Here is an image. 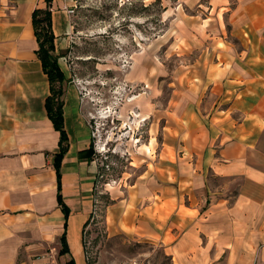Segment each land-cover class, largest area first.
<instances>
[{
  "label": "crops",
  "instance_id": "0c3cea01",
  "mask_svg": "<svg viewBox=\"0 0 264 264\" xmlns=\"http://www.w3.org/2000/svg\"><path fill=\"white\" fill-rule=\"evenodd\" d=\"M199 1L180 3L202 15L188 17L209 42L201 76L165 125L150 179L114 191L105 218L161 247L169 264H264V0ZM45 7L63 77L58 176L59 132L45 109L49 82L31 25ZM70 7L0 0V264H40L43 253L86 264L99 175L83 94L64 64ZM152 142L138 151L149 154Z\"/></svg>",
  "mask_w": 264,
  "mask_h": 264
},
{
  "label": "rangeland",
  "instance_id": "374dc122",
  "mask_svg": "<svg viewBox=\"0 0 264 264\" xmlns=\"http://www.w3.org/2000/svg\"><path fill=\"white\" fill-rule=\"evenodd\" d=\"M68 1L64 64L83 94L99 175L98 202L84 231L85 262L169 264L161 247L107 224L105 212L116 202L114 191L150 179L144 174L158 160L165 125L201 76L209 42L199 19L188 17L202 15L182 0ZM150 138L151 152L138 151Z\"/></svg>",
  "mask_w": 264,
  "mask_h": 264
},
{
  "label": "trees",
  "instance_id": "16d2710c",
  "mask_svg": "<svg viewBox=\"0 0 264 264\" xmlns=\"http://www.w3.org/2000/svg\"><path fill=\"white\" fill-rule=\"evenodd\" d=\"M46 4L49 0H45ZM31 25L33 28V35L37 45L36 55L41 63L43 73L46 74L49 82V96L45 100V109L48 117L51 119L53 127L59 132V149L54 156V168L58 176V162L63 152L62 142L64 135L61 129V103L60 96V83L63 80L62 74L59 71L55 57L51 54L53 36L50 31L49 11L45 7L41 10H34L31 14ZM57 83V84H56ZM92 142L89 144L90 153ZM65 212V209L61 207ZM61 245L64 244L63 237H60Z\"/></svg>",
  "mask_w": 264,
  "mask_h": 264
},
{
  "label": "built area",
  "instance_id": "2783aa9c",
  "mask_svg": "<svg viewBox=\"0 0 264 264\" xmlns=\"http://www.w3.org/2000/svg\"><path fill=\"white\" fill-rule=\"evenodd\" d=\"M68 13H71V11L69 10ZM40 258L42 259L40 264H63L62 262L49 258L46 253H43Z\"/></svg>",
  "mask_w": 264,
  "mask_h": 264
}]
</instances>
